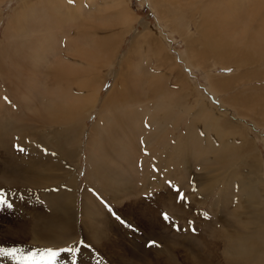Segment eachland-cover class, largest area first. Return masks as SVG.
Listing matches in <instances>:
<instances>
[{"label": "rangeland", "instance_id": "obj_1", "mask_svg": "<svg viewBox=\"0 0 264 264\" xmlns=\"http://www.w3.org/2000/svg\"><path fill=\"white\" fill-rule=\"evenodd\" d=\"M19 1L21 2L22 0L7 1L2 5L4 22H0V39L3 38L4 23L7 22L8 15L11 13V7H15ZM90 1L83 0L85 7L84 19L87 20L84 30L87 37L83 36L75 42L77 43L76 47L85 54L83 57H76V61L79 64H83L82 69L91 68L93 70V72L90 71V75L92 73L97 85L99 82L102 84L106 80L104 86H100L102 87L100 93H102L103 98H105L106 93L116 79L115 74L119 71L123 53L126 50L131 51L130 47L133 44L134 47L131 52L145 43L149 39L147 33L154 34L153 43L157 45L160 42L158 45L159 48H162H160L162 58L166 60L165 64L168 65H165L163 69L156 66L153 71L155 73L160 71L165 73L161 75L154 74L164 78L162 83L165 88L175 90V81L174 84H171V79L174 78L175 80V76H181L182 78L180 77V79H186L189 82V88H186L185 91H176L177 93L181 92L180 99L183 106L190 103L195 107L194 99L199 94L201 97L211 101L213 105L222 104L220 105L221 110L218 108L219 111H227L226 117L229 121H222L223 128L226 132L230 134L236 132L237 135L228 138L225 147H223L226 149H223V153L219 154V156H223V165L221 164L217 171V174H221V179L217 182L213 168L211 166L209 168L205 167L208 163L212 164L210 160L213 157L212 154L215 153L199 146L196 152L192 153V158L189 155L187 156L190 157L188 165L184 160H178L182 162H178L181 169L179 170L178 167V170L182 171L186 168L185 173L176 175L178 179L174 175H168L164 178L166 176L164 172H162L161 177L158 178L156 174L154 177L153 174L156 173V168L159 169L160 165L158 164V157L153 156L152 163H149L150 168L148 167L147 171L153 172L151 178L154 180L152 181L159 182L160 186L154 183L149 187L142 186L140 177L142 174L146 175V172L142 173L139 171L143 168V161L139 159L138 167L135 170L127 171L126 169L123 172L121 171L124 174V187L127 188V191L124 193L117 192L116 201L113 198L114 194L110 190L108 192L97 188V181H95L96 179L91 173L93 163H96L97 160L100 161L101 157L99 156V151L98 153L95 152L93 161H91L88 159L89 153L86 148L87 137L89 138L88 133L90 132L89 128L98 118V109H96L87 120L88 132L83 137L78 161L69 162L70 171L77 179L75 188L76 202L72 208L74 211L72 223L74 224L75 233L71 239L56 241L35 239L28 229L36 222L39 213H51L46 195L48 192L56 191L58 187L52 186V183L45 179L44 176L49 177L48 179L52 181L55 175L60 177L65 171L47 169L43 172L44 175L39 185L27 184L22 186L19 182H13V179H16V173L13 170L21 165L19 163L21 158L23 162H25V158H32L33 155L28 148L29 146L21 144V139L14 140L12 147L11 140L8 141V139L4 146L0 145V188L17 193L16 196L9 197L14 207L0 210V247L21 248L25 253H28L37 249L52 248L57 250L61 247L79 246L81 250L77 254V264H97V261H99V264H168V262H165V256H167L168 251L165 250L166 246L164 244V241L167 240L176 254L175 258L173 257L175 260L173 258L171 260L178 262V264H189L190 259L195 254L199 255V260L205 259L202 264H229L224 248L227 242V235L234 230V223L236 226L240 223V229L251 235L256 245L263 243L264 220L261 218L260 211L264 209V119H262L263 117L260 114L262 107H264V78L260 71H264V60L259 63L258 60L251 59L257 58V53L261 54L260 51H263L264 55V48L258 50L260 41L257 40L256 36L253 37L257 32L259 34L260 32L262 33L258 27L260 20L257 21V19H260V15L262 20L263 14L260 9L264 7V0H242L243 4L238 7L237 17L235 18L238 20L235 21L233 19L230 21L227 19L223 22H218L216 18L211 22L210 10L203 5L212 0H160V2L155 0H122V6L125 5L128 8L129 20L126 19L127 13L123 16L115 17L114 13L111 12L113 5L107 8V5L103 4L101 0L91 9ZM194 1L199 4L194 3ZM260 1L261 3L259 4ZM97 7H99L98 10H96ZM123 18L124 20H121ZM254 18H256V21H254ZM128 26H131V28L127 31ZM221 27L223 28L222 34L220 32ZM185 33L192 35L193 43L191 46L189 45L190 47L188 46L189 42ZM96 36L100 41H98L100 43L99 49L95 45H88V42L94 40ZM117 39H119V43H122L118 48V52L115 53L116 47H114V43H116ZM2 40L4 41L5 39L3 38ZM103 43L106 51L111 49L110 54H106V51L102 48ZM224 45L231 52L237 46L247 48L255 55L252 54V58L245 63L240 61L232 63L229 60L221 59L224 53L222 51L224 50ZM87 52L90 54L89 56ZM242 52H247V50H242ZM260 56L261 61L264 57H262V54ZM60 60L61 58L57 55L53 62ZM138 60H140V57H138ZM225 63H227V66H223ZM79 64L71 63L76 70H81L79 69ZM143 66L146 69V65L143 64ZM94 67H96V70H94ZM248 72H251L248 76H242ZM218 80H222L225 83L217 84L216 81ZM77 82L73 83V88H78L79 82ZM81 93L83 91H80ZM174 95L170 94L171 97ZM103 98H100L99 101L102 102ZM193 113V111L185 108L180 111L181 116L177 121L179 122L178 130L175 133L177 136L170 134L169 138L172 145L177 141L179 134H183L186 131L184 123L190 119ZM173 127V123L168 124L169 129H174ZM198 127L199 131L207 137L206 139L211 144H217L218 139L214 133L207 135L208 133L203 126L198 125ZM4 136L1 135V137L7 138L10 134ZM169 141L167 138L166 144ZM17 144L21 147L23 145L26 152L20 153L17 151L14 147ZM140 144L143 146V141ZM180 144V147L183 148L186 146L187 141L182 139ZM233 148L235 149L234 151H232ZM247 149L255 152L261 161L263 177L259 189L256 190H251L247 187L245 183L246 175L243 174L246 167L242 159H244V152H247L244 150ZM13 155L16 157L14 159L16 164L14 163L11 166ZM2 162L9 169L6 171L10 177L9 179L5 176L6 172H4ZM119 165L120 167L122 166L121 161H119ZM184 165H187V167ZM216 165L219 166L216 163L213 167ZM171 169H173V172L177 170L175 168ZM130 176L134 179L133 186L131 184L127 186ZM161 179L166 182H161ZM149 181L147 177L146 182ZM168 181H171L175 188L170 187L167 183ZM178 181L180 182L179 190L185 196L183 201L188 202L186 203L190 211L192 210L191 213H193L183 217L181 216L183 214H180V211L175 208L173 209L170 204L173 201L174 194H177L175 189L178 187ZM65 182L63 180L57 185L63 186L66 184ZM86 189H89L94 196L96 195L95 197L104 206V212L106 213V217L97 218L96 216V220H93V223L85 217L82 211L83 191ZM166 190L174 194L170 192L169 196L166 197L167 201L162 203L160 195L162 193L166 195ZM21 195L23 199H20ZM109 208L112 211H109ZM165 212L171 218V222H167L169 226L167 224L164 226L165 223L163 221L165 220L160 215ZM117 216L125 223H121L116 218ZM128 225L132 227L130 228ZM173 225L178 226L180 230L177 231ZM192 229H195V232ZM194 234L195 236L201 235L194 242L202 241L205 249L202 245L203 243H199L202 248L194 249L192 246L193 242H191L195 238ZM205 239L206 241H204ZM80 241L90 245V247L80 246ZM149 241L157 242L159 247H148ZM122 256L125 258L123 259ZM255 256L260 258L261 253L257 252ZM249 263L256 264L253 260ZM0 264H16V262L8 257H0ZM57 264H71L69 254L61 253Z\"/></svg>", "mask_w": 264, "mask_h": 264}, {"label": "bare ground", "instance_id": "obj_2", "mask_svg": "<svg viewBox=\"0 0 264 264\" xmlns=\"http://www.w3.org/2000/svg\"><path fill=\"white\" fill-rule=\"evenodd\" d=\"M7 1L13 2L14 0H0L1 23L4 22V13L1 8ZM98 1L100 0H91L90 8L92 9ZM101 1L107 5V8L113 5L111 12L114 13L115 17L123 16L127 13L126 19L129 20L130 14L128 13V8L125 5L122 6V0ZM155 1L160 2V0ZM215 1L212 0L203 5L210 10L211 22L215 18L218 22H223L227 19L232 21L237 17L238 7L243 4L242 0ZM194 3L199 4L196 1ZM84 9L83 0H73L72 3H69V0L19 1L15 7H11V13L8 15L7 22L4 23L3 38L5 40L3 41V38L0 39V145L4 146L8 139V141L11 140L12 147V142L21 139L20 143L28 145L33 155L30 154L32 156L30 159L25 158V162L21 158L19 162L21 165L13 170L16 173V179H13V182H19L22 186H26L27 184L39 185L44 175L43 172L47 169L65 171L60 177L55 175V178L52 180L54 183L48 179L49 177L44 176L45 179L52 183V186L54 185L58 189L54 192L46 193V200L50 205L51 213H39L36 222L28 228L35 239L50 241L68 240L75 233L74 224L72 223V219H74L72 208L76 202L75 188L77 186V179L71 173L69 164L78 161L83 137L88 132L89 126L87 120L92 116L94 110L98 109V118L89 128L90 132L88 133L89 138L87 137L86 148L89 153L88 159L91 161H93L95 152L98 153L99 151L100 155H98L101 157L100 161L97 160L96 163H93L91 173L95 177V181H97V188L108 192L110 190L114 194L113 198L116 201L117 192L124 193L127 191V188L124 187V174L121 171L123 172L126 169L127 171L135 170L138 167L139 159L143 161V168L139 171L142 173L146 172V175L142 174L140 177L142 186L149 187L153 183L159 185V182L152 181L154 180L151 178L153 172L147 171L148 167L150 168L149 163H152L153 156L158 157V164L160 165L159 169L156 168V173L153 174L154 177L155 174L158 178L161 177L162 172H164V175L166 174V176L163 175L164 178L168 175L176 177V175L186 172V168L179 171L181 169L178 160L182 159L188 165L190 157L187 156L189 155L192 158V153L196 152L199 146L215 153L212 154V159H209L212 164L208 163L204 166L207 168L211 166L213 168L218 182L221 179V174H217V171L223 159V156H219V154L223 153V149H226L223 147H225L228 138L237 135L236 132L230 134L223 128L222 121L225 120L227 122L229 120L226 117V110H218L222 104L213 105L211 101L201 97L199 94L194 99L195 107L188 102L184 106L181 104V92H177L180 90L185 91L186 88H189V82L186 79H180L181 76H175L176 79L172 78L171 84H174L175 81L174 85L176 89L169 90L165 88L162 83L164 78L160 76L164 72L155 73L153 68L158 66L163 69L168 64H165L166 60L162 58L161 47L159 48L158 45L160 42L157 45L153 43L154 34L152 33H147L149 39L136 48V50L131 52L134 47L133 44L130 47L131 51L126 50L123 53L119 71L115 74L116 79L106 93L105 98H103L102 93H100L102 90L100 86H104L106 80L102 84L99 82L97 85L92 73L90 75V71L93 72V70L91 68L82 69L83 64H79L76 61V57H83L85 54L76 47L77 43H75L78 39L80 40V38L86 36L84 29L87 20L84 19ZM260 10L264 16V7ZM263 16L262 20L260 15V19H257V21L260 20L258 27L262 33L260 32L259 34L257 32V34L253 35V37L256 36L257 40L260 41L258 50L264 48ZM256 18H254V21H256ZM121 20H124V18ZM130 28L131 26H128L127 31ZM222 29L221 27V34L223 33ZM111 33L113 32L111 31ZM185 34L186 38H188V46H191L193 43L192 35ZM98 41L96 36L94 40L88 42V45H95L99 49L100 41ZM121 43H119V39L114 43V47H116L115 53L118 52ZM102 48L106 51L104 43ZM242 48L236 46L235 50L233 49L231 52L224 45V50H222L224 53L221 59L229 60L232 63L239 61L245 63L248 59L252 58V54L255 55L249 49ZM242 50H247V52H242ZM110 51L111 49L107 50L106 54H110ZM260 52L262 57H264L263 51ZM87 54L88 56L90 55L88 52ZM261 54L257 53V58L251 60H258L259 63L262 62L264 59L262 58L260 61ZM57 55L61 60L53 62V59ZM115 56L116 54L114 58ZM138 57H140V60H138ZM71 63L79 64V69L81 70L73 68ZM143 64L146 65V69ZM223 66H227V63ZM94 70H96V67H94ZM251 72L242 76H248ZM260 73L264 78V71H260ZM154 74L160 75L156 76ZM167 78L169 79V77ZM77 81L79 82L78 88H73V83ZM216 83L221 84L225 82L218 80ZM80 91H83V93L80 94ZM170 94L175 95L171 97ZM5 97H7V100L4 99ZM100 98H103L102 102L99 101ZM184 108L194 113L184 123L186 131L183 134H179L177 141L172 145L169 141L170 134H175L178 130L179 122L177 121L181 116L180 111ZM30 109L31 111L29 112ZM260 115L264 119V107H262ZM170 123L174 124V129L168 128V124ZM198 125L205 128L208 133L207 135L214 133L220 143L216 141L217 144H211L206 139L207 137L199 131ZM6 134H10V136L7 138L1 137V135L6 136ZM167 138L169 142L166 144ZM182 139L187 141L186 146L183 148L180 147V140ZM141 141H143V146L140 144ZM201 143L208 146H204ZM234 150L233 148L232 151ZM244 151H247L246 153L244 152V159H242L246 167L243 173L246 175L245 183L251 190L259 189L263 177L261 161L255 152H251L249 149ZM14 155L10 163L11 166L15 163L14 159L16 157ZM119 161H121V167ZM216 163L219 166L213 167ZM2 165L4 172L9 170L4 162H2ZM187 165L184 166L187 167ZM11 166L9 167L11 168ZM171 168L177 169L175 170L176 173ZM170 172L171 174H169ZM7 173L5 176L9 179L10 177ZM147 177L150 180L149 182H146ZM129 178L127 186L130 184L133 186L134 179L132 176ZM63 180L66 181L65 185H57ZM179 180L181 181L180 176ZM163 181L165 180L161 179V182ZM170 192L166 190V195L165 193L160 195L162 203L167 201L166 197L169 196ZM95 196L89 189L83 191L82 211L85 217L92 223L93 220H96V216L97 218L101 216L106 217L104 206H102ZM186 202L183 200L178 202L177 194H174L173 201L170 204L173 206V209L175 208L177 211H180L183 217L193 214L191 213L192 210L190 211L188 207V202ZM260 215L264 220V209L260 211ZM163 222L165 223L164 226L168 225L167 222ZM239 224L236 226L234 223V230L227 235L224 250L228 263L250 264L249 262L253 260L256 264H264V257H262L264 255V242L256 245L254 238L246 231L244 232L240 229ZM200 236H195L194 234L195 238L191 241L193 242L192 246L196 250L197 248H202V245L205 249L202 241H197L198 243L194 242ZM168 242L167 240L164 241L165 250L168 251L167 256H165V262H168V264H178V262H173L176 254ZM199 243L203 244L199 246ZM198 251L200 250L198 249ZM207 251L210 252L209 250ZM257 252L261 253V259L256 258ZM190 260L189 264H202L205 259L199 260V255L195 254Z\"/></svg>", "mask_w": 264, "mask_h": 264}, {"label": "snow or ice", "instance_id": "obj_3", "mask_svg": "<svg viewBox=\"0 0 264 264\" xmlns=\"http://www.w3.org/2000/svg\"><path fill=\"white\" fill-rule=\"evenodd\" d=\"M73 0H69V3H72ZM7 100V97L4 98ZM17 151L19 152H26V149L21 147L19 144L14 145ZM170 187L175 188L174 185L171 184V181L167 182ZM177 192V199L178 202L185 199V196L178 188L175 189ZM17 193L13 191H6L3 188H0V210L3 209H11L14 207L13 202L10 200L9 197L16 196ZM20 199H23V196H20ZM107 207V205H106ZM109 211H112L111 208H109ZM115 214V213H113ZM162 218L166 222H171V218L169 215L165 212L162 213ZM206 215V214H205ZM118 220H120L121 223H125L119 216L116 217ZM177 231H179V227L176 225H173ZM128 227H132L131 225H128ZM193 232H195V229H192ZM80 246L88 248L90 245L84 244L83 241H80ZM148 247H159L157 242L155 241H149L147 244ZM81 248L78 247H61L57 250H53L52 248H45V249H37L34 251H30L28 253H25L23 249L21 248H6V247H0V257H8L11 260L15 261L16 264H57L58 258L61 256V253H68L69 258L71 261V264H77V254L80 252ZM97 264H99V261H97Z\"/></svg>", "mask_w": 264, "mask_h": 264}]
</instances>
